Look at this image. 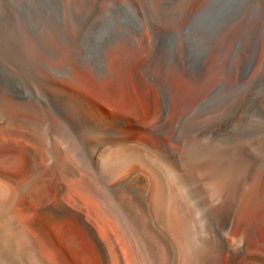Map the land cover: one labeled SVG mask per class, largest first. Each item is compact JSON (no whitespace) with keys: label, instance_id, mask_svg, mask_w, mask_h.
<instances>
[{"label":"bare ground","instance_id":"bare-ground-1","mask_svg":"<svg viewBox=\"0 0 264 264\" xmlns=\"http://www.w3.org/2000/svg\"><path fill=\"white\" fill-rule=\"evenodd\" d=\"M27 47L0 48L17 76L0 89V264H264V156L217 143L246 98L208 116L210 96L151 145L146 121L193 104L194 84L152 72L151 54Z\"/></svg>","mask_w":264,"mask_h":264},{"label":"rangeland","instance_id":"rangeland-1","mask_svg":"<svg viewBox=\"0 0 264 264\" xmlns=\"http://www.w3.org/2000/svg\"><path fill=\"white\" fill-rule=\"evenodd\" d=\"M117 1L0 0V48L9 43L22 51L30 44L33 51L79 53L87 63L115 51L151 54L146 65L152 72L165 70L169 81L194 84L197 91L194 103L172 116L156 108L146 121L152 133L145 131L138 140L154 145L155 134L167 140V131L188 124L198 114L197 104L210 96L208 116L246 98L245 110L226 123L217 143L246 137L264 156V0L244 1L211 27L197 22L186 29L209 0ZM143 80L160 95L158 82L165 79L153 73ZM15 85L16 74L0 56V89L9 92ZM208 156L207 150L185 154L188 160Z\"/></svg>","mask_w":264,"mask_h":264},{"label":"water","instance_id":"water-1","mask_svg":"<svg viewBox=\"0 0 264 264\" xmlns=\"http://www.w3.org/2000/svg\"><path fill=\"white\" fill-rule=\"evenodd\" d=\"M233 0H214L213 7H215V11L212 13L204 14L200 17L201 23L206 26H212L215 22L225 14V10H227L232 5ZM189 28V27H187ZM250 65L247 67V71L249 70ZM246 71V72H247Z\"/></svg>","mask_w":264,"mask_h":264}]
</instances>
